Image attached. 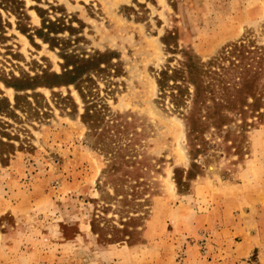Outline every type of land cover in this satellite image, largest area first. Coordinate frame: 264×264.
I'll use <instances>...</instances> for the list:
<instances>
[{"label": "rangeland", "instance_id": "rangeland-1", "mask_svg": "<svg viewBox=\"0 0 264 264\" xmlns=\"http://www.w3.org/2000/svg\"><path fill=\"white\" fill-rule=\"evenodd\" d=\"M0 264H264V0H0Z\"/></svg>", "mask_w": 264, "mask_h": 264}, {"label": "trees", "instance_id": "trees-1", "mask_svg": "<svg viewBox=\"0 0 264 264\" xmlns=\"http://www.w3.org/2000/svg\"><path fill=\"white\" fill-rule=\"evenodd\" d=\"M198 90V89H197ZM196 97L198 98L199 97V90H198V94H196Z\"/></svg>", "mask_w": 264, "mask_h": 264}]
</instances>
